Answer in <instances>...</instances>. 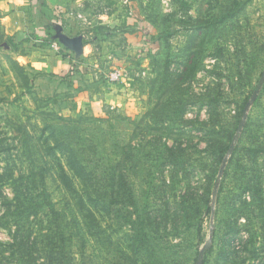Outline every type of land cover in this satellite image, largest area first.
Segmentation results:
<instances>
[{
	"label": "rangeland",
	"instance_id": "obj_1",
	"mask_svg": "<svg viewBox=\"0 0 264 264\" xmlns=\"http://www.w3.org/2000/svg\"><path fill=\"white\" fill-rule=\"evenodd\" d=\"M250 186L264 199V0H0V264H221Z\"/></svg>",
	"mask_w": 264,
	"mask_h": 264
},
{
	"label": "trees",
	"instance_id": "obj_2",
	"mask_svg": "<svg viewBox=\"0 0 264 264\" xmlns=\"http://www.w3.org/2000/svg\"><path fill=\"white\" fill-rule=\"evenodd\" d=\"M227 136L228 134H217L213 137L214 147L211 150L214 164L213 168H218L226 151L230 148L231 141H229V137L225 141ZM233 152V155L231 154L229 158V163H232V156L239 159V150L236 146L233 148ZM66 168L67 172L62 168V184L69 190L73 200H77L79 206L82 205L84 208L86 206H91V194L86 190L80 194V190L77 188L76 180L79 181V184H86L85 171L83 166L71 153L66 159ZM226 179H228L227 173H225L218 187L221 192H225L224 187L227 184ZM248 192L249 193L241 201V205L234 209L235 214L231 222L226 224L227 228L224 230L225 237H221L222 240L218 245V257H216L221 264H246L254 260H258L257 264H264V222L261 224V229L258 230L256 228V219H258L259 215H255V212H260V207L264 206V199L261 197V190H257L253 186L249 187ZM244 206H249L251 208V217L246 216L242 224L239 223L238 218L240 214L244 213ZM201 214L202 213L198 214L199 218ZM215 214L217 219H220L219 211H216ZM218 228L219 220L214 230L217 231ZM258 231L260 233H258Z\"/></svg>",
	"mask_w": 264,
	"mask_h": 264
},
{
	"label": "built area",
	"instance_id": "obj_3",
	"mask_svg": "<svg viewBox=\"0 0 264 264\" xmlns=\"http://www.w3.org/2000/svg\"><path fill=\"white\" fill-rule=\"evenodd\" d=\"M52 46L55 47V44ZM127 76V73L122 66H117L114 68V70L110 73L109 78L111 81H119V80H124Z\"/></svg>",
	"mask_w": 264,
	"mask_h": 264
}]
</instances>
